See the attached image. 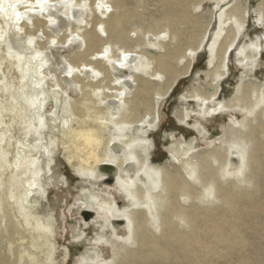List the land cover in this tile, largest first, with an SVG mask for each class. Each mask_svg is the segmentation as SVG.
Masks as SVG:
<instances>
[{"label": "rangeland", "instance_id": "rangeland-1", "mask_svg": "<svg viewBox=\"0 0 264 264\" xmlns=\"http://www.w3.org/2000/svg\"><path fill=\"white\" fill-rule=\"evenodd\" d=\"M34 1L37 0H7L4 7H0V227L5 228L3 205L6 198L10 199L12 192H20L15 188H21V185L24 187L29 178L32 182L34 176L38 184L29 185L32 189L23 203L31 215L35 214L43 228L53 234L55 249L48 264H120L114 258L112 243L105 238L101 242L96 240L101 233L118 243V248L125 247L122 251L125 264H264V136L261 133L264 126V102L259 104L252 114L241 101H237L235 108H223L218 113L209 114L208 110H202L205 106L200 104L199 99L191 96L197 88L204 89L211 83L209 72L217 67L218 62L213 41L221 27L220 19L224 18L222 14L232 8L235 0L208 1L199 9L198 13L209 10L203 20L204 23L210 21L205 41L201 42L196 51L190 52L191 55L184 59V63L181 61L183 64L188 63L185 60L189 61L190 67L172 84L169 94L153 98L156 106L152 116L153 123L148 124L147 120L152 117L147 116L139 126L133 127L135 129L131 133L138 135L143 127L146 133L138 148L140 153L147 154L150 164L173 169L180 168L181 161L189 156L200 159L211 151L218 155L220 148H227L232 128L237 134L240 130L244 133L251 130V136L258 132L256 142L259 141L254 156L252 152L249 153L254 164L250 170L244 167L240 154L236 153L242 147H236L229 160V171H220L222 181L218 184L225 189H222L219 200L217 195L207 193L206 186L201 183L196 185L198 191L193 194L197 195V198L181 195L180 202L186 207V213L190 217L196 216L197 222L194 226L184 227L170 223V226L166 224L167 227L162 229L161 222H155V213H148V228L154 239L147 241L144 247L140 246L139 242L129 241L131 231L125 217L113 219L109 211L97 205L98 200L92 195L94 190L113 198L118 211H122L124 207L146 210L145 206H135V200L128 195L124 184L117 181L118 171L110 167L102 172L98 168L92 175L90 171L80 169V166L78 168L69 159L71 150L68 149L67 143L73 137L68 135V131L72 129L74 132L85 123L89 124V121L76 120L72 104L81 100L85 94L88 96L87 86L86 93L81 88L83 83H96L97 79L102 77L100 74L97 79L93 78L94 73L87 76L88 70L84 64L70 72L72 67L69 62L74 61L77 64V55L85 52V44L78 33L91 27V23L86 20L90 21L95 14L90 7H86L79 8L78 14L71 13L70 16L61 17L62 4L57 7L55 3H51L55 5L51 10L39 8L36 3L32 4ZM125 1L131 6L130 3L135 0ZM142 1L139 10L146 13L156 12L157 9L161 11V0ZM145 1L148 2L147 10L144 8ZM49 2L47 1L48 4ZM260 2L261 0H237L238 5L248 8L247 20L236 38L234 47L226 54L225 73L212 84L217 86V94L206 104L227 102L237 95L241 96L245 88L255 87L257 83L261 84L264 91V26L260 23L257 11ZM31 4L34 8H31ZM99 5L101 6L100 3ZM94 8L98 17L106 18L101 13L102 7ZM114 10L111 8L109 11ZM120 10L122 9L119 8L115 12ZM35 20L44 21L39 30H36V34H31L35 30ZM230 25L237 29L233 23ZM102 26L97 27L98 34L106 37L107 33ZM181 26L185 28L183 24ZM223 26L230 27L227 24ZM73 28L77 30V34L72 32ZM133 33L134 31L131 33L134 36ZM63 35L69 38L57 43ZM225 35L224 32L218 44ZM163 38L168 41V36ZM258 38L261 41L259 54L250 61L244 59L245 52L255 50L251 44ZM148 44L147 47L154 53L160 52L159 47H153V43ZM242 47L246 48L245 52H240ZM99 56H90L88 59L96 60ZM110 61L106 64L112 68L115 64ZM181 62L180 66L183 65ZM140 69H127L124 73L116 72L114 76L131 78L134 72L151 81L162 82L164 79L162 76H151L150 70L144 72ZM73 76H78L82 81L73 84ZM116 82L117 80L110 85L120 86V82ZM133 85L128 93L129 97L135 92ZM213 87L212 90L215 88ZM105 91L113 93V90ZM91 96L93 101L102 100V95ZM252 98L254 100L255 97ZM113 100V97H109L99 103L91 102L96 104L94 107L97 108L104 109V106H107L116 114L114 118H118L124 108L119 112L115 111V107L111 105ZM86 103L79 106L89 110L88 100ZM253 118H256L254 122ZM243 121L250 124L248 130ZM109 126V135L115 137L116 128L112 124ZM180 142L183 147L177 155L175 149ZM113 145L110 144L112 151H119V157L122 158L124 149L118 150ZM213 163L215 168H219L222 162L214 160ZM23 164L31 171L35 170L37 176L24 171ZM132 165L133 167L129 168L131 175L136 176L137 173L144 184L151 182L152 178L145 172L139 173L137 163ZM187 171L183 170L190 181L191 172ZM96 174H101L102 177H97ZM214 175L215 172L212 171L196 178L197 181H210ZM17 198L18 195L15 199ZM174 206L177 209L173 212L174 215L170 214L169 217L179 220L176 215L183 211L176 203ZM13 217L20 231L28 235L24 240L25 245L27 241H31V237L36 242L17 206L14 207ZM2 232L7 239L10 231ZM13 235L14 242L17 243L20 234ZM4 240L0 236L2 251L7 246Z\"/></svg>", "mask_w": 264, "mask_h": 264}, {"label": "bare ground", "instance_id": "bare-ground-1", "mask_svg": "<svg viewBox=\"0 0 264 264\" xmlns=\"http://www.w3.org/2000/svg\"><path fill=\"white\" fill-rule=\"evenodd\" d=\"M5 1L7 0L0 1V7L2 5L4 7ZM47 1H50L49 4ZM47 1L42 2L37 0L32 4L36 3L39 5V8L51 10L53 9V6L55 8V5L58 7L62 4L61 7L63 13H61V17L70 16L71 13L78 14L77 12L79 11V8L86 9V7H90V9L93 10L92 13L95 14L90 21L86 20L87 23H91V27L85 29L82 33L80 32V34L78 33V36L82 37V41L85 44V52H80L77 55L76 60H79L78 62H80V64L78 62L76 64L74 61H70L69 63L72 67L70 72L75 71L76 69L74 68L79 69V66L84 64L88 70L87 76L94 73L95 75L93 78L97 79V76L100 74H102V77L97 79L96 83H83L81 88L86 93L87 91L85 87L87 86L88 96L85 94L81 100L72 104L76 120L78 122L89 121V124L85 123L82 127L75 129L74 132H72V129L68 131V135L73 137V139L67 143L68 149L71 150L69 159L71 160V163L73 162L78 168L80 166V169L84 168L90 171L92 175L96 173L98 168L102 172H105V170L110 167L113 169L115 168L118 171L117 181L121 182L120 184H124V188L128 195L135 200V206H145L146 210H136L131 207H124V209L122 211L119 210V212L113 198L93 190L92 195L94 199L98 200L97 205L102 209L105 208L109 211L113 219H123V217H125V221L128 223L129 230L131 231V234L128 236L129 241L132 240L139 242L142 247H144L147 241L154 239V235L148 228L149 222L147 214L150 212L155 213V222H161L162 229L163 227H167L166 224L170 226V223L178 226L184 225V227L194 226L197 222L196 216L190 217L186 213V207L182 206V202H180L181 195L193 199L197 198V195L193 194L195 191H198L196 185L201 183L202 186H206L207 193L217 195L216 197L219 200L218 197L222 192V189H225L221 184H218L222 181L220 171L223 169L229 171V160L235 153L234 149L239 146L242 147V149L238 150L236 153L240 154L243 166L247 167L249 170L251 169L254 162L253 157L249 155V153L252 152V155L254 156V153L257 150L259 144V141L258 143L256 142L258 132L251 136V130L246 131L245 133L240 130V133L237 134V132H235L236 130L232 128L231 140L227 142V148L219 149V156L214 155L212 151L205 153V156L200 159H194L193 156H189L181 161L182 165L180 168L174 167L173 169H167L166 166L159 167L153 165L154 163L150 164V159L147 154L144 152L140 153L138 150L142 141L145 139L144 134L146 133V130L141 127V133L138 135H133L131 131L135 129L133 128L134 126L136 127L141 121H144L145 117H152L154 115L156 106L155 102H153V98L168 93L172 84L178 80V77L186 73L189 69V61L185 60V62L188 63L183 64L184 59L191 55V51L194 52L197 50L201 42L206 38L210 25V21H207L206 23L203 21L204 15L209 12V10H203L199 13L198 11L208 1L215 0H161V11L160 9H157L156 12L153 13H146L139 10V6L143 2L142 0L131 2V6H128L125 0H93L89 2L88 0H77L75 2H71L70 0ZM145 2L146 4L144 8L147 10L148 2ZM51 3H55V5H51ZM32 4L31 8H34ZM10 5H12V3H10ZM95 6L102 7L101 13L106 18L97 16L94 8ZM111 8L115 10L109 11ZM119 8L122 10L116 13L115 11ZM257 11L260 16V23L264 26V0H261L257 5ZM247 14L248 8L238 5L237 0H235V4L232 5L231 9L226 12L224 11V14H222L224 18L220 19L221 27L216 32L217 34L213 41V45L216 47V58L218 62L217 67L209 72L211 83H209V87L204 89L197 88L191 94L192 97L199 99L200 104L205 106L202 110L205 112L208 110L209 114L218 113V111H221L223 108H235L238 105L237 101L244 103L243 105H245L248 110H251L249 113L252 114V111L255 110L259 104L264 102V91L262 90L261 84L257 83L258 85L255 87H247L244 89V92H247V94L243 92L241 96L237 95V97H233L227 102H218L216 104L214 103V105L206 104V102L211 101L217 94L218 88L212 84L216 83L217 78L225 73L224 67L226 65H224V60L226 54L234 47L236 38L247 20ZM43 21L44 20H35L33 22L35 30L32 31L31 34H36V30H39ZM230 23H233L234 26L236 25L237 29H233ZM182 24L185 28L181 26ZM223 24H227L230 27H224ZM99 25H103L102 27L107 33L106 37L98 34L97 27H99ZM133 31V34H135L134 36L131 34ZM72 32L76 33L77 30L73 28ZM224 32L226 35L224 39H222V42L218 44L219 39ZM165 35L168 36V41L163 38ZM67 37V35H63L57 43L65 40ZM148 43H153L152 46L155 48L159 47L160 52L154 53L149 47H147L149 45ZM251 45L253 50L255 49L252 52H245V47L240 49V52L244 50V59L248 61L254 59L255 56L259 54L258 51L261 49L260 39L258 38ZM106 46L108 47L105 48ZM116 51H119V53H116ZM98 55H100L99 59H88L90 56L97 57ZM83 59L85 61L81 62ZM110 60L115 64H112V68L109 64H106L107 61ZM180 62L183 64L182 66L179 65ZM139 68L144 72L150 70L151 76H162L164 79L162 82L151 81L150 79L143 77L140 74H135L134 72H132L133 74H131V76L129 75L131 78L114 76L116 72L124 73L127 69H135L138 71ZM116 80L117 82H120V86H116L117 84L111 86L110 83L115 82ZM71 81L76 85L82 80L78 76H73ZM132 85L134 87L133 91L135 92L129 97L128 93H130ZM212 87L214 88L213 90ZM101 89L103 90L101 91ZM105 89L113 90V93H109L108 91H105ZM98 91L101 92L98 93ZM93 94L98 96L102 95V100L113 97L114 100L111 105L112 107H115L114 110L119 112L121 111V108H124V111L121 112L118 118H114L116 114L114 111H110L107 106L106 108L104 106V109L101 107V109L94 107L96 104H92V102L99 103L102 100L98 101L95 99L93 101L91 96ZM252 96L255 97L254 100ZM86 100H88L89 110L84 109L85 107L83 108L79 106L80 104L81 106L83 104L86 105ZM141 110H143V112ZM262 112L264 113V108H262ZM153 120V117L151 120H147L148 124H152ZM255 120L256 118H253V122ZM109 124H112V126L116 128L114 130L116 131L115 137L109 135L111 132L108 131V128L110 127ZM243 124L245 125V128L247 127V130L251 127L250 124L245 121H243ZM262 127L263 129L261 133L262 136H264V126ZM181 143L182 142L177 143L176 145L175 152L177 155L180 154L179 150L183 147V144ZM110 144H114L113 146L118 150L124 149V156L120 158L119 151L114 153ZM177 148L179 149L177 150ZM10 160L12 161L13 157H11ZM214 160L222 162L219 168L214 167ZM133 163L138 164L137 170L139 173L143 171L148 177L152 178L150 183L144 184L141 182V178L139 179L137 173L136 176L130 174L129 168L133 167ZM23 168H25L24 171H28L31 174L34 173L35 175L37 174L35 170L31 171L26 165ZM26 168L28 170H26ZM183 170H188L187 173L191 172L189 178H192V180L190 179L189 181L186 178V173L184 174ZM212 171L215 172V175L210 181H202L201 179L197 181V176L200 177V175H207V173ZM17 174L18 176L20 175L19 173ZM96 176L99 177L101 174H96ZM29 180L30 178L26 180V185L24 187L23 185H21V188L16 187L15 189H18L20 192L15 191L16 193L14 192V194L12 192L10 199L6 198L5 204L3 205V212L6 219L4 226L6 229L0 227V236L5 239L4 242L7 246L3 251L0 249V264H48L50 258L53 257V251L55 249L53 234L43 228L38 222L35 214L31 215L27 206L23 203L30 195L32 187H29V185L32 184L31 186H34L35 184H38L37 179L34 178V176L32 182ZM94 180L95 179H93V181ZM16 195H18L17 199H15ZM174 203L181 206V211H183L176 215L179 220H172L171 216L169 217L170 214L174 215L173 212L177 209L174 206ZM16 206L20 209L27 225H29L28 229L31 231L32 236L37 240L34 242L31 237V241L26 242L27 246L25 245L24 240L28 235L20 231V227L17 226L13 217V210ZM2 231H10L7 239ZM15 233L20 234L17 243L14 242L13 234ZM104 238L106 241L112 243L115 251L114 258L117 259L120 264H125L122 253V251L125 250V247L118 248L119 244L113 241L111 237H106L105 233H101L96 240L101 242Z\"/></svg>", "mask_w": 264, "mask_h": 264}]
</instances>
